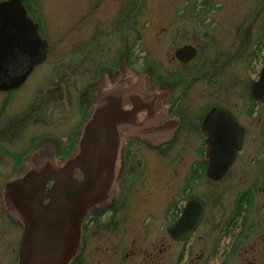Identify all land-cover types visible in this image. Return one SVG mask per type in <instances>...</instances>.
Returning a JSON list of instances; mask_svg holds the SVG:
<instances>
[{
    "label": "flooded vegetation",
    "instance_id": "1",
    "mask_svg": "<svg viewBox=\"0 0 264 264\" xmlns=\"http://www.w3.org/2000/svg\"><path fill=\"white\" fill-rule=\"evenodd\" d=\"M21 1L27 15L37 24L41 41L31 53L16 44L13 48L10 46L9 55L2 58L6 70L5 74H0V80L27 71L31 61L40 56L39 49H42L41 59L17 85L0 87V92L22 88L37 67L47 61L51 50V40L45 35L43 24L35 20L24 0ZM88 1L84 41L88 46L89 81L82 96L86 103L85 116L76 131L74 147L69 145L71 149L63 154L58 150L60 142L49 136L38 140V133H31L28 138L19 136L23 149L31 145L27 153L23 152L25 157L20 155L22 150L14 153L4 148L3 151L11 160L21 156L14 176L21 174L26 163L33 162L36 150L52 153L57 162L71 154L101 88L105 86L111 94L117 93L115 85L121 83L124 75L127 85L134 87L137 82L134 75L144 73L145 89L154 99L147 102L121 96L119 104L132 112L136 111V106L148 104L156 128L151 138L133 131L122 134L116 173L117 194L108 204L85 216L78 252L68 264H171L172 254L181 261L184 244L192 242L204 221L207 204L200 193L204 177L215 189V229L229 231L233 261L241 259L245 260L244 264H264V95L256 96L252 90L253 83L259 82L264 74V27L260 28V36L254 42L251 29L242 27L244 22L219 29L167 27L165 38L169 51L164 62L165 74L157 79L151 70L138 69L134 45L127 44L111 63H107L106 58L92 62V41L95 35L105 36L108 19L92 13L91 0L86 3ZM120 9L121 6L115 11L116 15ZM102 13L104 10L99 14ZM212 23L219 24L218 17ZM10 31L12 29H4L0 34H10ZM2 45L8 43L0 37ZM102 49L104 55L112 52L107 46ZM211 111L209 135L204 122ZM18 122L15 121L13 127ZM61 139L67 141L68 137L63 135ZM208 146L215 150V179L206 174ZM176 148L187 155L180 152L175 155ZM139 152L145 154L138 155ZM157 152L164 155L154 157ZM164 156L166 159L161 162L159 159L164 160ZM229 159V164L222 167L220 162ZM178 164L183 167L178 168ZM172 175H178L181 181H174L171 187ZM190 199L196 208L202 204L201 216L192 225L194 229L189 236L176 238L171 227L177 225ZM0 200L5 217L19 222L23 229L22 223L11 215L4 203L3 186ZM195 214L198 217L193 213L191 218ZM180 225L188 226V223ZM172 242L180 243L182 248L172 253ZM95 244L98 251L93 250Z\"/></svg>",
    "mask_w": 264,
    "mask_h": 264
},
{
    "label": "rangeland",
    "instance_id": "2",
    "mask_svg": "<svg viewBox=\"0 0 264 264\" xmlns=\"http://www.w3.org/2000/svg\"><path fill=\"white\" fill-rule=\"evenodd\" d=\"M24 2L28 12L43 24L45 35L52 45L47 61L37 67L22 88L0 92V171H3L0 188L15 175L20 166V155L31 148L29 145L23 149L19 144V136L28 138L29 134L38 133L37 140L49 136L60 142L58 150L66 154L74 147L76 131L85 116L86 103L82 96L89 81V72L86 70L89 65L88 46L84 41L85 12L89 1ZM91 4L92 13L96 12L97 17L105 15L108 19L105 36L95 35L92 41V62L106 58V62L111 63L122 49L124 51L127 48V44L134 45L138 69L151 70L154 77L158 76L157 79L165 74L164 62L169 49L165 38L167 27L219 29L244 22L242 27L251 29L253 42L260 36V28L264 27V0H91ZM119 6L120 13L116 15ZM101 10L104 13L99 14ZM216 17L219 21L217 25L212 23ZM245 17L248 20H243ZM106 46L107 50L112 48V52L104 55L102 47ZM13 121H19L16 127H13ZM63 135L68 137L67 141L61 139ZM4 148L14 153L22 150V153L18 160H11L4 155ZM177 152L180 149L176 148L173 153L176 155ZM180 153L187 155L185 151ZM158 155L164 153L157 152L154 157L158 158ZM165 159L166 156L164 160H159L164 162ZM189 161L188 158L186 167ZM179 179L178 175L170 176L171 187L174 181H181ZM201 187L200 193L207 204L203 224L192 242L184 244L186 248L182 260H177V256L172 254L171 264H244L245 260L232 259L229 231L215 229V189L206 177ZM194 190H197V186ZM5 214L0 200V264H15L23 229L19 222L6 218ZM171 245L172 253L182 248L180 243L172 242ZM94 247L93 250L98 251L97 244Z\"/></svg>",
    "mask_w": 264,
    "mask_h": 264
},
{
    "label": "water",
    "instance_id": "3",
    "mask_svg": "<svg viewBox=\"0 0 264 264\" xmlns=\"http://www.w3.org/2000/svg\"><path fill=\"white\" fill-rule=\"evenodd\" d=\"M4 29L12 31L10 34H0L1 39L8 43L0 46V74H5L2 58L4 60V56L9 55L10 46L16 44L23 51L31 53L41 41L37 24L27 15L21 0L0 2V32L3 33ZM39 53L40 56L31 61L23 74L11 79L1 77L0 87L17 85L31 66L41 59L42 49H39ZM134 76L137 81L134 87L127 85L124 75L121 83L115 85L117 93L111 94L105 86L101 88L71 154L57 162L52 153L45 152V149L36 150L33 162L26 163L21 174L4 184V203L11 215L23 225L15 264H68L78 252L85 216L108 204L116 196L122 134L133 131L151 138L156 128V123L151 121L148 104L136 106L135 112L119 104L121 96L124 99L136 97V100L147 102L154 99L153 95L151 99L150 91L145 89L144 73ZM263 76L252 85L256 96L264 95ZM211 119L212 111L204 122V129L209 135ZM206 155L209 158L206 174L215 179V150L212 146L207 147ZM229 162L230 159L220 164L224 167ZM193 213H197L198 217L195 214L191 218ZM201 213L202 204L199 203L196 208L190 199L177 225L171 227L172 235L176 238L189 236L194 229L192 225ZM185 222L188 226L180 225Z\"/></svg>",
    "mask_w": 264,
    "mask_h": 264
}]
</instances>
